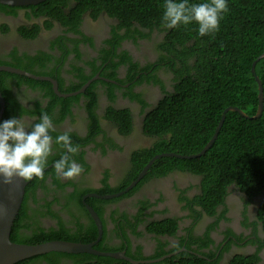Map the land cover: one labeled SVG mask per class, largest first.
I'll return each instance as SVG.
<instances>
[{
    "label": "flooded vegetation",
    "instance_id": "af4514ba",
    "mask_svg": "<svg viewBox=\"0 0 264 264\" xmlns=\"http://www.w3.org/2000/svg\"><path fill=\"white\" fill-rule=\"evenodd\" d=\"M42 2L0 3L4 6H0V66L39 76L0 69L9 72L0 74L8 96L3 95L5 107L9 103L12 117L28 121L38 119L41 110L53 116L58 131H69L72 142L79 145L73 159L83 171L72 179L58 177L51 161L62 150L55 147L43 179L27 180L22 218L32 227L20 228V233L38 227L89 233L95 227L97 234L88 241L94 242L99 226L91 206L103 229L94 247L124 252L129 258H115L132 264H173L193 255L203 259L200 264H230L237 254L249 256L258 250L264 263V224L257 212L264 190L249 195L232 183L224 201L209 212L196 200L203 192L202 175L175 168L144 179L149 168L123 191L139 176L126 184L135 166L134 155L139 157L136 151L152 148L159 138L145 132L144 120L174 92L178 80L162 59L160 43L167 31L140 26L150 36L130 32L135 36L116 44L115 31L125 34L127 26L119 27L120 21L106 11L96 18L85 12L81 32H74L60 19L41 12ZM110 108L130 111L129 133L120 131ZM30 264L83 262L62 256L57 263L38 258Z\"/></svg>",
    "mask_w": 264,
    "mask_h": 264
},
{
    "label": "trees",
    "instance_id": "16d2710c",
    "mask_svg": "<svg viewBox=\"0 0 264 264\" xmlns=\"http://www.w3.org/2000/svg\"><path fill=\"white\" fill-rule=\"evenodd\" d=\"M162 4L163 0H45L40 3L41 12L60 19L74 32H81L80 25L85 12L89 11L96 18L106 11L120 21L119 27L127 26L125 34L115 31L112 40L116 44L126 36H135L130 32L150 36L143 28L159 27L167 31L160 43L162 59L177 73L178 80L174 92L164 97L147 114L144 120L145 132L159 138L152 148L136 151L139 157L134 155L135 166L126 184L139 175L156 153L200 152L212 138L226 107L238 106L249 116L255 115L259 106L256 76L261 79L264 91V57L256 62L255 72L252 71L253 62L264 52V0H228L229 10L220 23L219 31L206 36L197 35L195 22L172 29L163 28L160 24ZM1 73L9 72L0 71ZM0 87L3 95L8 98L1 83ZM11 111L10 104L6 102L1 120L12 117ZM109 114L120 131H131L132 116L128 109L110 108ZM175 168L189 169L203 176V192L196 196V200L209 212L216 204L224 201L227 188L232 183L249 195L262 193L264 107L259 117H246L236 110H228L216 140L204 154L192 158L161 156L151 165L144 179L153 174H166ZM25 206L24 201L14 222L11 232L13 241L37 243L65 239L88 242L97 234L95 227L89 229V233L71 232L64 227L45 231L38 227L33 228L31 233L21 234L20 228L32 227L30 222H24L22 218L26 212ZM257 212L264 224V199ZM174 231L169 229L171 234ZM258 251L249 256L237 254L230 264H264L260 263ZM204 254L210 256L209 253ZM62 256L83 264H132L123 258L89 252L57 251L32 256L14 264H30L38 258L57 263V259ZM202 260L193 255L188 260L181 259L180 262L172 263L200 264Z\"/></svg>",
    "mask_w": 264,
    "mask_h": 264
},
{
    "label": "clouds",
    "instance_id": "9594fccd",
    "mask_svg": "<svg viewBox=\"0 0 264 264\" xmlns=\"http://www.w3.org/2000/svg\"><path fill=\"white\" fill-rule=\"evenodd\" d=\"M160 24L165 29L196 24L199 36L219 31L228 12V0H163ZM26 101H22L24 103ZM62 151L51 161L58 177L72 179L82 171V165L73 159L79 145L72 142L69 131H58L53 116L41 110L31 121L13 116L0 120V182L10 183L14 178L43 179L54 148Z\"/></svg>",
    "mask_w": 264,
    "mask_h": 264
},
{
    "label": "water",
    "instance_id": "95a60500",
    "mask_svg": "<svg viewBox=\"0 0 264 264\" xmlns=\"http://www.w3.org/2000/svg\"><path fill=\"white\" fill-rule=\"evenodd\" d=\"M41 1L44 0H0V3L8 4V5L26 6L31 4H37ZM262 57H264V52L261 55H259L257 60L253 62V66H252L253 72H255L256 62ZM0 69L25 74L28 76L39 77L25 70L14 68L11 66H0ZM256 79L258 80V84H259V106L257 113L255 115L249 116L238 106L230 105L226 107L212 138L208 141V143L204 146V148L200 152L192 153V154H182L173 151L170 152L168 151V152L156 154L144 166L138 178L133 180L123 191L126 190L128 191L130 188H132L137 183V181L144 174H146V172L154 163V161L161 156H177L182 158H192L204 154L213 145L214 141L216 140L228 110H236L240 114L246 117H259L262 114L264 107V91H263V83L261 79L258 76H256ZM0 104H1L0 107V120H1L3 117V113L5 111V98L2 94L1 89H0ZM26 184H27V180L25 181L20 178H14L10 183L0 182V264H14L17 261L30 258L32 256L49 253L52 251L68 252V253L91 252L101 255H110L112 257L129 258L124 252H122V254L121 253L119 254L113 251L99 250L94 247V244L98 242L102 237L103 229H102V222L99 218L98 213L91 206H88V208L91 210L99 226V235L97 240L94 242L71 241L65 239H52L37 243H25V242L13 241L11 239V232L14 222L23 204L25 191H26ZM119 193H122V191L112 195H106V197H113L115 195H118Z\"/></svg>",
    "mask_w": 264,
    "mask_h": 264
}]
</instances>
